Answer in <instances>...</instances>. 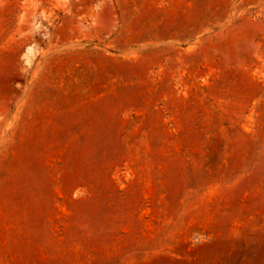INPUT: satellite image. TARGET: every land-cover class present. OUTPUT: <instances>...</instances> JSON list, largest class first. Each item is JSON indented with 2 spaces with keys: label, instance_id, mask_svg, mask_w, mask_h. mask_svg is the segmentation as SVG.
<instances>
[{
  "label": "rangeland",
  "instance_id": "1",
  "mask_svg": "<svg viewBox=\"0 0 264 264\" xmlns=\"http://www.w3.org/2000/svg\"><path fill=\"white\" fill-rule=\"evenodd\" d=\"M0 264H264V0H0Z\"/></svg>",
  "mask_w": 264,
  "mask_h": 264
}]
</instances>
